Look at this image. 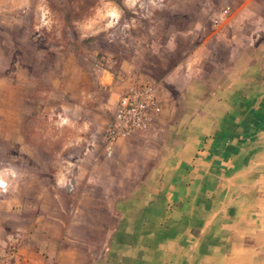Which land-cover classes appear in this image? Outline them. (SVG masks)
<instances>
[{
	"label": "crops",
	"instance_id": "obj_1",
	"mask_svg": "<svg viewBox=\"0 0 264 264\" xmlns=\"http://www.w3.org/2000/svg\"><path fill=\"white\" fill-rule=\"evenodd\" d=\"M253 1L147 73L162 110L131 138L105 141L112 73L81 66L65 82L59 125L78 120L84 154L49 160L61 204L17 209L31 219L0 241V264H264V14L239 13Z\"/></svg>",
	"mask_w": 264,
	"mask_h": 264
},
{
	"label": "rangeland",
	"instance_id": "obj_2",
	"mask_svg": "<svg viewBox=\"0 0 264 264\" xmlns=\"http://www.w3.org/2000/svg\"><path fill=\"white\" fill-rule=\"evenodd\" d=\"M245 1L0 0V241L17 237L18 223L31 219L17 209L61 204L51 175L60 165L48 162L84 154L87 141L75 138L83 132L78 120L67 130L59 125L63 85L81 78V66L108 70L122 91L139 80L151 82L147 73L157 62L178 58L217 31L214 19L224 10L220 30L233 28L229 18ZM252 12L264 14V0L239 13ZM125 60L143 74L120 72Z\"/></svg>",
	"mask_w": 264,
	"mask_h": 264
},
{
	"label": "built area",
	"instance_id": "obj_3",
	"mask_svg": "<svg viewBox=\"0 0 264 264\" xmlns=\"http://www.w3.org/2000/svg\"><path fill=\"white\" fill-rule=\"evenodd\" d=\"M227 13L228 10H224L218 18L214 19L215 30L221 29L222 20ZM156 89V85L147 80L136 81L124 88L118 100L113 120L105 129L104 136L107 145L120 139L131 138L151 127L162 110ZM13 257L17 260V264H22V259L17 254L14 253ZM30 264L54 263L37 260Z\"/></svg>",
	"mask_w": 264,
	"mask_h": 264
}]
</instances>
